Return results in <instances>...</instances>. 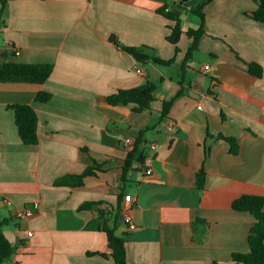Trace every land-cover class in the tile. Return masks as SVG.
Listing matches in <instances>:
<instances>
[{
	"label": "crops",
	"instance_id": "crops-1",
	"mask_svg": "<svg viewBox=\"0 0 264 264\" xmlns=\"http://www.w3.org/2000/svg\"><path fill=\"white\" fill-rule=\"evenodd\" d=\"M201 1H7L0 63L50 64L53 72L42 85L0 83V219L9 220L3 233L15 246L4 264H115L102 224L125 240L128 264H235L233 254L249 252L257 219L232 204L264 198V24L252 18L259 0H214L204 20L190 12ZM173 12L183 31L177 45L167 40L174 23L165 14ZM201 26L183 68L193 42L186 32ZM123 48L175 64H141ZM147 83L157 87L150 110L108 103ZM41 92L48 102L36 101ZM16 105L37 114V145L21 141ZM139 138L153 173L134 162L123 176ZM95 163L102 171L78 184ZM128 205L132 231L122 216ZM35 206L34 216L17 217Z\"/></svg>",
	"mask_w": 264,
	"mask_h": 264
},
{
	"label": "trees",
	"instance_id": "trees-1",
	"mask_svg": "<svg viewBox=\"0 0 264 264\" xmlns=\"http://www.w3.org/2000/svg\"><path fill=\"white\" fill-rule=\"evenodd\" d=\"M7 1L8 0H0V20ZM180 1L188 2L190 0ZM212 1L214 0H202L196 7L192 8L190 12L198 16L201 20H204L205 14L203 10L206 5ZM165 17L174 23V25L170 27L171 34L167 40L171 44L177 45L183 35L180 15L173 12L165 14ZM252 18L264 24V0H259V8L253 13ZM203 33L202 26L197 30L190 29L186 32V35L192 38L193 42L186 53L182 65L183 68L186 66V63L191 61L192 53L197 49L198 41ZM123 50L133 56L137 62L141 64L152 63L158 66H172L175 64V59L164 60L160 57L150 56L142 49L123 48ZM176 51H179L178 48ZM52 72L53 66L50 64H22L9 60L0 63V83L42 85L49 79ZM250 73L257 77H261L263 74L262 69L258 65H250ZM156 91V85L147 83L143 87L118 91L108 98V103L112 106L134 104L137 106L135 112L141 113L151 109V103L155 100ZM180 94L181 93H179V95ZM49 100L50 95L47 93H38L36 97V101L41 103H46ZM173 104L174 100L164 102L163 116L166 117L168 115ZM11 109L14 111L18 134L23 144L29 146L37 145L39 141L37 134L38 118L34 109L28 105L11 106ZM227 141L231 144L232 151H236L237 148L233 140ZM145 160L146 155L143 152L142 140L139 138L135 142L133 150L129 152L125 160L123 176L134 162L142 166ZM102 169V165L95 163L92 167L87 168L81 175L76 176L78 184H82L83 179L86 177L95 176L96 173L102 171ZM204 181L205 172L201 170L197 175V186L199 189L204 187ZM232 208L235 211L251 213L257 219V223L251 228L248 236L249 252L233 254L232 261L235 264H264V198L260 196L243 195L233 202ZM102 216L103 214L101 213V220ZM8 222L9 220L0 219V264L9 262L15 254V246L3 233V228ZM102 229L107 234L108 245L112 251L111 256L115 264H128L126 259L125 240L116 236L115 227L110 229L102 224Z\"/></svg>",
	"mask_w": 264,
	"mask_h": 264
},
{
	"label": "built area",
	"instance_id": "built-area-1",
	"mask_svg": "<svg viewBox=\"0 0 264 264\" xmlns=\"http://www.w3.org/2000/svg\"><path fill=\"white\" fill-rule=\"evenodd\" d=\"M16 54L18 55L19 52H17ZM205 69H208V67H206ZM136 72L140 75H144V72L141 69H137ZM126 144L131 145L132 141L130 139H127ZM142 168L145 170V174L147 176L152 175L153 170H152V164H151L150 159L145 160V162L142 165ZM125 201L127 203H130L131 202V196H126ZM36 210H37V206H35L33 209H25V210L19 211L17 213V217L21 220L28 219V218L34 216V214L36 213L35 212ZM132 214H133V208L131 205L126 206L122 211L124 223L127 224L129 230H131V231L135 230V228H136V226L133 222V215ZM28 236H32V232H29Z\"/></svg>",
	"mask_w": 264,
	"mask_h": 264
},
{
	"label": "water",
	"instance_id": "water-1",
	"mask_svg": "<svg viewBox=\"0 0 264 264\" xmlns=\"http://www.w3.org/2000/svg\"><path fill=\"white\" fill-rule=\"evenodd\" d=\"M184 1H182L181 3H180V6H181V4L183 3ZM7 53V50L6 49H0V56H5V54ZM5 62H7V61H5Z\"/></svg>",
	"mask_w": 264,
	"mask_h": 264
}]
</instances>
